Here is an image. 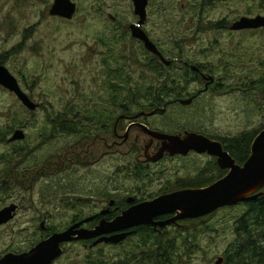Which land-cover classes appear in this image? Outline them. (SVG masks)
<instances>
[{"label": "rangeland", "instance_id": "rangeland-1", "mask_svg": "<svg viewBox=\"0 0 264 264\" xmlns=\"http://www.w3.org/2000/svg\"><path fill=\"white\" fill-rule=\"evenodd\" d=\"M73 1L78 4V12L67 20L49 14L54 0H0V61L5 59L4 65L24 91L40 104L30 111L0 85V208L12 201L21 205L16 219L0 228V258L28 249L55 228L70 224L75 214H90L109 201L92 197L91 191L114 188L126 195L137 181L127 173L135 167L136 155H126L127 149L118 147L115 154L102 156L100 140L91 148L93 158L84 164L78 156L97 136L94 130L89 129L90 139L87 135L80 140V133L54 129L47 118L65 113L67 106L118 113L112 101L116 92L110 87L117 82L114 69L118 66H125L134 85H147L154 77L144 67L150 55L131 35L130 25L139 20L133 0ZM257 15H264V0H149L143 28L166 57L172 60L183 56L206 66L218 84L190 105L176 103L164 113L122 120V132L133 122L175 133L188 129L228 141L263 128L264 91L251 87L264 78V30L230 29L241 17ZM220 22L227 27H213ZM20 44V52L7 54ZM126 55L142 62L133 63L125 59ZM173 72L181 77L178 63ZM194 80L189 83L191 94L205 88ZM13 126L17 127L11 129ZM19 126H23L26 139L10 142ZM3 134L5 142L1 141ZM15 147L22 149L21 154L15 153ZM5 153L8 155L2 156ZM50 162L57 163V168L44 166ZM216 164L215 157L200 153L166 158L151 165L138 195L149 200L166 188L178 190L183 180L217 174ZM16 172H20V181ZM247 210L240 203L191 222L187 232H193V238L181 244L171 264H209L210 259L223 256L237 241L235 223ZM42 221H46L45 230L40 228ZM66 248L57 264H114L115 256L124 254L130 246L103 244L90 249L82 242H73ZM148 248L138 247L134 254Z\"/></svg>", "mask_w": 264, "mask_h": 264}, {"label": "water", "instance_id": "water-1", "mask_svg": "<svg viewBox=\"0 0 264 264\" xmlns=\"http://www.w3.org/2000/svg\"><path fill=\"white\" fill-rule=\"evenodd\" d=\"M134 13L138 16L137 23L130 25L133 38L141 41L147 51L160 57L166 66H170L172 61L167 59L157 44L150 38L143 26L148 15L149 0H133ZM78 12V4L73 0H54L49 9V14L54 17L71 20ZM231 30H258L264 29V15L255 17L243 16L231 25ZM195 69H198L195 67ZM208 82H214V77H208ZM207 84V88L209 87ZM0 85L15 94L19 101L30 111H35L40 104L35 102L29 94L24 91L18 78L3 64L0 63ZM194 97L181 99L183 105L193 103ZM158 111L164 112L165 108H160L151 112H141V115L152 116ZM142 129H150L146 124H139ZM149 134L159 140L168 141L167 150L171 154L188 155L191 151L203 154L208 153L218 158V164L223 169H228V173L211 185L200 188H189L162 194L152 200L140 202L129 209L123 211L121 215L112 221L102 220L94 229L81 227L90 218L78 222L69 228L53 233L50 237L40 241L29 251L23 253L8 252L0 258V264H53L62 256L64 249L62 245L68 242L79 240H90L103 236L92 244L97 246L102 242L119 244L126 240L131 231L117 233L120 230L143 225L153 224L155 227H163L167 224L177 222L180 219H196L210 215L222 207L234 206L247 200H255L263 192H258L264 188V129L259 132L252 143L251 156L240 165L235 158L225 149L223 143L197 132H186L185 136L170 135L166 133L149 130ZM26 139V132L23 128L16 129L10 137V142L23 141ZM165 149H161L152 159L161 158ZM135 199L130 197L129 202ZM115 200L111 201V205ZM17 204H11L0 210V226L10 222L16 216ZM105 213V211L103 212ZM167 213H177L175 217L166 221H154V218ZM41 227H45L42 222ZM219 264V262H217Z\"/></svg>", "mask_w": 264, "mask_h": 264}, {"label": "trees", "instance_id": "trees-1", "mask_svg": "<svg viewBox=\"0 0 264 264\" xmlns=\"http://www.w3.org/2000/svg\"><path fill=\"white\" fill-rule=\"evenodd\" d=\"M213 27L224 29L226 28V25L224 22H220L218 24H215ZM22 49V44H20L14 47L7 54H16ZM146 54L150 55V60L145 61V63L147 62L148 66L144 67L149 69V71L154 74V77L150 78V83L147 85H134L132 75L125 72V66L123 65L118 66L117 69H114V72L116 74L115 77H117V82L116 84H112L110 87L116 92V95L113 96L112 101L116 102L115 105L117 107L118 113H116V110L114 112L108 111V114H105L103 111L97 109L82 111L80 109H76L74 106H67L65 107V113L63 112L61 114H58L55 118H52L50 115L47 117L53 128L61 129L62 131L68 132L70 134L80 133L81 140L89 134L90 130L96 129V127L112 126L114 123V119H116V121L120 120V126L123 120L122 117L124 116L133 118L143 111L151 112L164 107L167 109L169 105L179 103L181 99L192 97L194 93L191 94L188 89L192 77L188 71H182L183 73L181 77L178 78V76L173 74V70L175 69L174 61H172V65L168 67L164 65L157 56L152 55L148 51ZM125 59H130V61H132L133 63L142 62L136 59L135 56L126 55ZM0 63L4 65L6 63L5 59H2ZM119 76H121V79L119 78ZM127 78H129V80H127ZM252 88H256L259 90L261 89L264 91V78L261 79L258 84L251 87V89ZM16 127L17 126H13L11 127V129H15ZM19 128H23V126H19ZM263 129L264 127L260 130L243 133L240 136L231 138L228 141H226L225 139L219 140L223 142L225 148L235 158L236 162L240 165H243L251 156V147L254 139ZM1 141H7L6 134H3ZM84 149L87 151V147H84ZM14 151L15 153L17 152L21 154L22 149H18L17 147H15ZM85 153L86 152H83V154H80L78 156L80 160L84 161L87 158L84 156H89L88 154L85 155ZM6 155H8V153L3 154L2 156ZM48 165L49 167L54 166V168H57V163L51 164L50 162L46 163L44 166L47 167ZM134 165L135 167L132 170V176L138 182L145 181V177L147 176L146 168L143 167L142 163H139L136 160H134ZM216 168H218L219 171L217 174L215 173L214 175L210 176L203 175L201 177L188 181L183 180L181 187L187 186L200 188L213 184L215 181L222 178L226 173L225 170L218 167V164H216ZM19 174L20 172H16V176L20 181L21 175L19 177ZM242 203H244L248 207V210L240 219L236 221V223H239L240 225L235 226V231L238 237L237 241L231 246L230 250L228 251L229 264H254V259L257 254L258 247L254 241L255 235L253 232L256 229L255 226H253V223L264 222V194L255 200H247ZM211 215H214V213L208 216ZM208 216L204 217H206L207 219ZM204 217L193 220L197 221L199 219H204ZM59 230L60 229L55 228L52 232ZM152 236L153 235H149L148 238H151ZM185 239L189 242V236L187 238L185 237ZM182 245L180 244L179 247L181 248ZM147 246L149 248L147 252L145 251V253L149 255H155L154 262L160 261L161 256L162 258H166L164 259V262L166 263H172L174 261L172 259V255L169 257V259H167V251H165L163 254L161 248H157L156 244H151L150 246L148 244ZM169 248L172 250V247ZM134 252H136V248H134L131 253L134 254ZM89 263L101 264L93 263L92 261H89Z\"/></svg>", "mask_w": 264, "mask_h": 264}, {"label": "flooded vegetation", "instance_id": "flooded-vegetation-1", "mask_svg": "<svg viewBox=\"0 0 264 264\" xmlns=\"http://www.w3.org/2000/svg\"><path fill=\"white\" fill-rule=\"evenodd\" d=\"M258 30H264V29H258ZM231 31H233V30H231ZM241 31H244V30H241ZM246 31H250V30H246ZM251 31H257V30H251ZM233 32H235V31H233ZM156 44H157L158 48L161 50V52L163 53V55L166 57L163 49L159 46L158 43H156ZM152 55H155V54H152ZM155 56H157V55H155ZM157 57L160 59L159 56H157ZM160 61L162 62L161 59H160ZM172 61L178 63L180 65L182 71H188L191 74V77H192L191 81L193 79H195L194 80L195 82H202L205 85L204 89H200L199 91H197V93H196L197 96L195 93L192 95V97L196 96L193 101H195L202 94L208 92L209 90L215 89V87L217 86L218 80H217L215 74L212 73V70L208 69L206 66L195 64L191 60H188V59H183V56H177L175 59H172ZM195 67H197L198 69H195ZM211 76L214 77V82L209 83L208 77H211ZM208 83H209V87L207 88ZM158 113H163V112H158ZM154 115H156V114H154ZM140 117L142 118V117H150V116L149 115H141ZM140 117H137V119H139ZM122 119L123 120L131 119L132 120L133 118L124 116ZM119 121H116V119H114V123L112 126L96 127V129H93L94 130L93 135H97V136L93 139L92 142L86 143L87 141H84V143H86V147H87V151L85 154H88L89 155L88 157H90L91 148L98 146L99 141L102 140V142H101L103 144L102 145L103 146V149H102L103 152L101 154L102 156H106V155L110 156L111 154H115L116 151L119 149L118 147H120L121 149L126 148L127 149L126 155H133V154L136 155L135 160L138 161L139 163L143 164V167L146 168V171L148 174V171H149L152 164H158L160 161H162L166 158H185V157H188L192 154H198L196 151H191L188 155H183V154H174L173 155V154L169 153V151L167 150L168 141L166 142L164 140H159V139L154 138L152 135L149 134V130H151V131L166 133V134H170V135L185 136L186 132H195V131L183 129V130L175 133V132H172L171 130L169 131V130H165V129H142V127L139 125L141 123H134L133 124V122H132L131 126L136 125L137 127H139V129H132V127L130 126L123 133L122 132L123 129L119 128V127L122 128V126H119ZM88 137H89L88 139H90V135H88ZM161 149H165V152L163 153L161 158L156 159V160L152 159V157L155 156L158 152H160ZM80 154H83V152H80ZM203 154H208V153H203ZM209 156H211V155H209ZM211 157H215L216 162L218 164V158L216 156H211ZM92 158L93 157L91 156L90 158H86L85 161H83V160H81V161H83L84 164H86V163H88V159H92ZM218 167H220L219 164H218ZM221 169H223V168H221ZM223 170L226 171L225 174H227L229 171L228 169H223ZM127 172L131 175L133 174V172L130 171V169H128ZM135 182H136L135 187H133L129 191H127L128 194H126V195H123L122 193L116 192V189H114V188H112L114 191L112 189H110V190L109 189L108 190L100 189L99 191H96V192L91 191L92 197H103L105 199L110 197L109 201H107L106 204L104 206H102L100 209H98L97 211L92 212L90 214H82L81 212H79L78 214H75L74 217L72 218V220L70 221V224L65 226L63 229H60L59 231L50 232V233L46 234L45 236H42L43 239H41L40 241L47 239L48 237H50L55 232L63 231L65 229L69 228L70 226H72L78 222L84 221L88 218H90L91 220L85 222L81 227H84L87 229H94L102 222V220L112 221L116 217L121 215L123 213V211L129 209L130 207H132V206H134L140 202L146 201L144 198H140L138 195L143 190V188H142L143 185H141L142 182H138V181H135ZM189 188H196V187H187V186L183 187L182 186L178 190L189 189ZM178 190H175V191H178ZM172 192H174V191H172ZM258 192L264 193V188L260 189ZM166 193H171L169 188H166L162 194H166ZM162 194H160V195H162ZM160 195H158V196H160ZM130 197L134 198L135 200L133 202H129ZM154 198H156V197H153L149 200H152ZM112 200H115V203L113 205L110 204ZM11 204H17L18 205V209L16 211V216L10 222L0 226V228L10 225L16 219V217L18 215V211H19L21 205L15 201L10 202L9 204H5V206L1 207L0 210L6 206L11 205ZM72 208L74 209V207H72ZM224 208H227V207H224ZM104 211H105V213H103ZM176 214L177 213L162 214V215L155 217L154 221H158V222L159 221H166V220H169V219L175 217ZM190 220H192V221H190ZM193 221H194L193 219H180L177 222L167 224L163 227H160V226L155 227L153 224H143V225H139V226L129 228L127 230H120L117 233L131 231L132 234L126 240H124L123 242H121L119 244L102 242V243L98 244L97 246L92 247V244L94 242H96L99 238H101L103 236H111L114 233L101 235V236L92 238L90 240H79V241H74V242H82V243H84V245L86 247H89L90 249H94V248L101 246L103 244H109V245L116 246V247H119V246L121 247L123 245L128 244V246H130L129 250H126V253H124V254L118 253L115 256L114 264H171L169 262H167V263L164 262V259H166V258H162V256H161L160 261L154 262L155 255H149V254H146L145 252L136 253V254H133L131 252L133 251L134 248H136L138 250V247L142 246V245L147 247L148 244H149V246L151 244L152 245L156 244L157 248H161L163 254L165 251H167V253H168L167 259H169V257L172 255V259L174 260L176 255H177V252L180 251V247H179L180 244L184 245V243L187 242V240L185 239L186 235L188 234L187 228L191 226V224H192L191 222H193ZM42 222H45V227L42 228L40 225V228L45 230L46 221H42ZM238 225H240V224L235 223V226H238ZM253 226H255V229H256L253 232L255 235L254 241L258 247L257 254H256V257L254 259V264H264V222H255V223H253ZM190 228H192V227H190ZM149 235H153V236L151 238H148ZM193 235H194L193 232L188 234L189 241H191L190 239L193 238L192 237ZM38 243H37V241H35L34 244H31L28 247V249H21V250H17V251L15 250V253H23V252L29 251L31 248H33ZM69 243H73V242L64 243L62 245V247L64 249L62 256L65 254V251L67 249L66 247ZM169 247H172V250ZM127 252H130V253H127ZM146 252H147V250H146ZM62 256L57 258L53 262V264H57ZM228 260H229V255L227 252L223 256L216 257L215 261L210 259L209 264H217V262H219V264H229Z\"/></svg>", "mask_w": 264, "mask_h": 264}]
</instances>
